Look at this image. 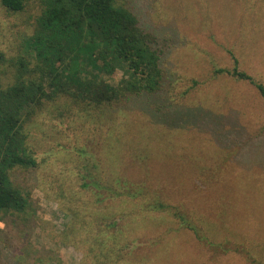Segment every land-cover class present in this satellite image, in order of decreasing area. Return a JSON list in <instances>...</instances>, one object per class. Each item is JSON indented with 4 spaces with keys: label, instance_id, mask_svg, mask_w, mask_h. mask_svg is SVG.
<instances>
[{
    "label": "rangeland",
    "instance_id": "374dc122",
    "mask_svg": "<svg viewBox=\"0 0 264 264\" xmlns=\"http://www.w3.org/2000/svg\"><path fill=\"white\" fill-rule=\"evenodd\" d=\"M130 9L162 55V89L101 108L60 96L37 110L27 126L37 164L11 173L33 211L0 221V264H264V100L228 72L264 85V0ZM41 10L0 4L1 79ZM98 77L117 86L122 68ZM116 178L148 194L119 195ZM152 197L167 209H146Z\"/></svg>",
    "mask_w": 264,
    "mask_h": 264
},
{
    "label": "trees",
    "instance_id": "16d2710c",
    "mask_svg": "<svg viewBox=\"0 0 264 264\" xmlns=\"http://www.w3.org/2000/svg\"><path fill=\"white\" fill-rule=\"evenodd\" d=\"M27 1L0 0V4L8 11L20 12ZM40 2L42 10L33 32L24 40L25 56L12 62L11 78L0 77V221L33 211L30 193L14 184L11 173L37 164L27 144V126L44 103L64 96L82 107L101 108L131 96L157 94L163 85L162 55L151 44V36L138 26L130 0ZM116 68L123 72L117 86L98 77V73L111 74ZM228 72L254 84L264 100L262 83L237 67ZM114 181L124 188L119 195L132 200L148 194L142 185L131 186L122 178ZM83 184L95 190L100 187L95 181ZM104 187L115 192L109 185ZM151 200L144 205L146 209H167L158 198ZM114 222L109 225L117 224Z\"/></svg>",
    "mask_w": 264,
    "mask_h": 264
}]
</instances>
